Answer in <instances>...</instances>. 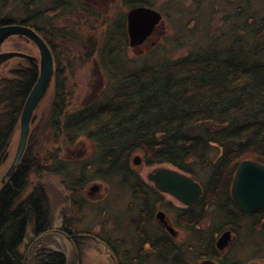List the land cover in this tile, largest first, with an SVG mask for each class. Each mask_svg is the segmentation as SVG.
Returning a JSON list of instances; mask_svg holds the SVG:
<instances>
[{
	"label": "trees",
	"instance_id": "obj_1",
	"mask_svg": "<svg viewBox=\"0 0 264 264\" xmlns=\"http://www.w3.org/2000/svg\"><path fill=\"white\" fill-rule=\"evenodd\" d=\"M37 1L51 6L34 9ZM120 1L130 10L155 8L158 0ZM182 1L168 0L162 6L175 23L177 14L173 18L169 11L176 7L185 15L183 22L179 19L178 48L187 53L180 57H172L164 47L140 65L128 59L123 47L128 41L126 15L105 31L102 47L93 36L84 45L79 43L74 31L71 40L84 47L86 57L98 54L97 63L107 76L98 99L74 109L68 70L56 58V40L64 42L70 36L55 23L67 15V0H22L23 18L4 14L11 0H0V27L17 24L34 29L56 61L48 117L41 120L34 113L21 161L0 189V264H67L63 252L45 248L40 241L55 227L42 182L48 175L59 177L71 192L74 213L63 217V232L82 219L85 200L79 196L96 179L132 191L141 201L140 213L154 215L164 197L134 170L132 157L137 151L143 152L145 165L173 166L201 184V199L184 212L164 202L177 225L193 234H220L241 217L247 220L248 234H264V210L244 214L231 194L243 161L264 163V0H191L193 7L181 9ZM216 15H221L219 25ZM24 62L26 66L11 72L13 77L0 78V166L40 76V61ZM82 138L95 145L94 157L74 165L62 152ZM33 176L41 181L25 197ZM207 217L213 226L204 232L197 226ZM145 218L133 220L136 234H148ZM106 242L115 250L110 239Z\"/></svg>",
	"mask_w": 264,
	"mask_h": 264
},
{
	"label": "rangeland",
	"instance_id": "obj_2",
	"mask_svg": "<svg viewBox=\"0 0 264 264\" xmlns=\"http://www.w3.org/2000/svg\"><path fill=\"white\" fill-rule=\"evenodd\" d=\"M110 1L111 0H108L102 2V4H98L101 5L99 7L101 8L102 14L100 13L99 17L94 14L95 16L91 17L92 20L88 16L84 17L81 15L67 14L55 21L58 28L60 27L64 29L67 35L70 34L64 42L60 39L56 40L59 42L57 43L58 49H56L59 57L56 58H58V62L64 65L65 69L68 70V73L66 72L65 76L67 77L68 75V89L73 95L72 107L74 109L96 101L98 95L106 84V73H104L97 63L98 54L92 57H86L83 55L85 52L83 49L84 47L79 43H83L84 45V42H86L90 36H93L99 47L105 46L106 43L105 40H103L105 31L116 21H121L122 17L125 15L127 16L129 11L120 0L116 1L114 5H110V3H108ZM167 1L168 0L156 1L155 9L164 14V19L156 33H154L145 45L132 47L130 46L129 37L128 41L123 44V47L125 46L126 48V57L135 61L136 65H140L145 58L149 57L154 52H159L164 47L166 48L167 53L172 57H180L187 53L186 48H178V44L180 43L178 36L181 31L179 19L182 17V20L180 21L183 22L185 15L182 12H178V9L175 10V7L169 12L173 18L177 14L178 23H175L176 19H174L175 22L171 19L169 20L166 16V12L162 9L163 4ZM174 4L176 6V2H174ZM49 5V3H41L40 1H37L34 9L38 10L46 8ZM21 6L22 0H11L9 6L5 9L4 14L23 18L25 17V14ZM180 6L182 7L181 9L191 8L193 7V1L184 0L181 2ZM97 17L98 21H95ZM221 21V15H216L215 24L219 25L221 24ZM74 31L79 33V39H81V42L79 41V43H76L71 40ZM59 44H61V46ZM154 46L157 47L153 48ZM2 51L23 52L34 56L40 61V51L38 47L31 40H25L17 36L6 42L2 47ZM60 51L63 53L60 54ZM24 60L26 59L14 58L5 62L0 68V78L13 77L11 72L15 70V68L18 66H26ZM53 97L54 93L52 86L45 98L41 101L38 109L35 111V114L38 115V119L41 118V120H43V117H48ZM38 129H40L38 132L39 136L42 129L41 125ZM20 134L21 127L19 126L8 149L6 161L0 166V189L7 181L8 177H6V175L16 157ZM94 146L93 142L82 138L79 144L73 147V149L69 150L64 148L62 156L65 160L70 161L73 164L76 162L74 165H80L94 157ZM137 156H140L143 159L138 166L134 164V159ZM132 166L145 182H147L148 173L154 168L159 167L145 165L144 154L142 151H137L134 154L132 157ZM164 166L176 169L170 165ZM30 181L31 184L25 193V197L31 193L35 185L41 180L38 177L33 176ZM42 182L47 186L51 206L54 211L55 224L52 231H49L40 238V241L43 242L45 248L63 252L67 257V263L75 258V264H113L105 247L98 243L93 237H95V234H98L110 239L114 244L118 245L115 241V237L121 240H130L131 237L136 236L133 218L134 214L141 206V201L138 199L135 200L133 192L130 190H119V187L115 185L116 183H114L113 186L111 183L101 179L93 180L85 187L79 196L80 199L85 200V206L83 207L80 216L82 219L78 220L70 227L73 233L67 234L68 230L63 232L61 227L64 219L63 217L71 218L72 213H74L72 209L71 192L63 186L61 179L57 176H45ZM94 187L98 189L94 190ZM166 200L173 203L174 206H180L179 202L169 195H166ZM132 203L135 204L132 206ZM131 209L132 211H130ZM120 213H123L122 216ZM212 224L213 219L207 217L201 228L207 229L210 225V227H212ZM177 229L179 231V228ZM77 232H80L79 235L82 237L77 238V240H72L73 236L78 234ZM29 233H31V228L29 229ZM128 247H130V245L122 248Z\"/></svg>",
	"mask_w": 264,
	"mask_h": 264
},
{
	"label": "flooded vegetation",
	"instance_id": "obj_3",
	"mask_svg": "<svg viewBox=\"0 0 264 264\" xmlns=\"http://www.w3.org/2000/svg\"><path fill=\"white\" fill-rule=\"evenodd\" d=\"M104 1L108 0H67V8L69 9L67 14L81 15L84 17L88 16L90 19L95 15L99 17L102 12L99 7L101 5L98 4H102ZM116 1L118 0H111L108 3L114 5ZM128 13L126 27L129 37ZM98 17L95 21H98ZM148 40L143 45H145ZM141 160L143 159L141 158ZM147 182L146 184H148V186H153L155 188L148 180V175ZM93 189L97 190L98 188L94 187ZM162 195L164 201L155 206L154 215L151 216L148 211L147 214H142L140 211L143 209L140 208L134 214L133 220L139 217H146L144 222L146 228L149 229L147 230L148 234H136V236L131 237L130 240H121L115 237V241L118 244H115V250L106 244L107 238L95 234L93 238L105 247L113 264H264V234H261L262 232L258 234H248L246 230V219L242 220L241 217H237L236 219L240 221L237 224L235 223L233 228L229 227L220 234H193L183 226L177 225L167 212V209H163L165 208L164 202L168 200H166V194ZM171 204L173 205V203ZM179 204L180 206H173L176 210L184 212V210L190 207L192 208L196 203L191 206L183 205L180 202ZM235 206L238 208L236 203ZM238 210L242 212L239 208ZM130 211H132V209ZM256 212L244 214H254ZM160 213H163L165 218H159ZM120 214L122 216L123 213ZM181 218H183V216H181ZM205 219L206 218L200 222L197 228L207 232L211 225L207 229L201 228V226L203 227ZM168 226L173 228V233L168 230ZM177 228H179V231ZM226 232H230V234H224ZM72 233L73 231L71 229L67 231V234ZM77 236L82 237L81 235ZM77 236L74 235L72 240H77ZM68 238L70 239L69 236ZM125 244L130 245V247L122 248L128 246Z\"/></svg>",
	"mask_w": 264,
	"mask_h": 264
},
{
	"label": "water",
	"instance_id": "obj_4",
	"mask_svg": "<svg viewBox=\"0 0 264 264\" xmlns=\"http://www.w3.org/2000/svg\"><path fill=\"white\" fill-rule=\"evenodd\" d=\"M164 16L152 7H135L128 13V34L130 46L143 45L156 32L163 22ZM16 36H24L31 40L40 51V76L30 93L22 112L20 141L16 157L6 177L13 174L19 165L27 147L31 122L36 109L47 95L55 72L53 53L44 39L32 28L23 25H6L0 27V68L8 60L23 58L34 61L36 58L19 51L3 52V45ZM141 157L134 159L135 165H140ZM148 180L162 194H166L183 205L191 206L197 203L202 195L201 184L190 175L170 167L159 166L148 174ZM231 194L234 202L243 213H253L264 209V163L256 160L243 161L234 176ZM159 218H165L163 213ZM173 233L171 227H167ZM224 234H230L226 232ZM67 264H75V259Z\"/></svg>",
	"mask_w": 264,
	"mask_h": 264
},
{
	"label": "bare ground",
	"instance_id": "obj_5",
	"mask_svg": "<svg viewBox=\"0 0 264 264\" xmlns=\"http://www.w3.org/2000/svg\"><path fill=\"white\" fill-rule=\"evenodd\" d=\"M156 33V32H155Z\"/></svg>",
	"mask_w": 264,
	"mask_h": 264
}]
</instances>
